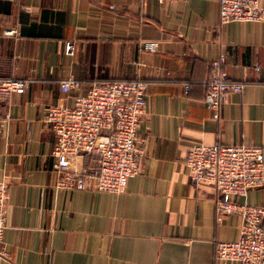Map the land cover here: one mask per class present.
<instances>
[{
    "label": "crops",
    "instance_id": "0c3cea01",
    "mask_svg": "<svg viewBox=\"0 0 264 264\" xmlns=\"http://www.w3.org/2000/svg\"><path fill=\"white\" fill-rule=\"evenodd\" d=\"M222 53L231 80L247 87L230 93L216 120L204 98ZM0 75L34 79L0 106L11 254L0 264H241L217 259L216 244L239 239L242 217L218 219L216 187L194 183L186 160L197 144L264 148V22L222 26L218 0H0ZM69 77L81 86L65 93ZM138 77L148 85L142 172L121 194L58 188L49 109L73 106L95 82ZM64 164L98 167L84 155ZM247 201L264 206V187Z\"/></svg>",
    "mask_w": 264,
    "mask_h": 264
},
{
    "label": "built area",
    "instance_id": "2783aa9c",
    "mask_svg": "<svg viewBox=\"0 0 264 264\" xmlns=\"http://www.w3.org/2000/svg\"><path fill=\"white\" fill-rule=\"evenodd\" d=\"M218 1L222 26L231 22H264L261 0ZM15 32L9 30L6 33L13 35ZM146 49L155 53L158 44L149 42ZM75 50V42L67 41L66 53L72 56ZM227 63L228 54L222 53L211 63L206 81L204 101L216 120L220 119L221 108L230 93H242L247 87L246 83L231 80ZM256 69L260 67L256 66ZM33 81L31 78L0 75V106L15 94L26 93ZM60 84L65 93L81 86L75 77L64 79ZM147 113L148 85L141 77L98 81L85 93L77 94L73 106H52L45 115V122L56 136L52 152L58 172L56 186L115 194L125 192L129 179L143 170L147 138L140 134V127ZM81 155L98 161L94 173L87 174L64 164L65 160L71 161ZM186 164L194 183L209 182L216 187L219 220L232 213L242 217L239 239L217 242V259L264 264V206L247 201L252 189L264 187V148L248 144H197L190 151ZM234 197L245 200H235ZM8 198L9 184L0 180V258L7 260L11 258L4 241Z\"/></svg>",
    "mask_w": 264,
    "mask_h": 264
}]
</instances>
